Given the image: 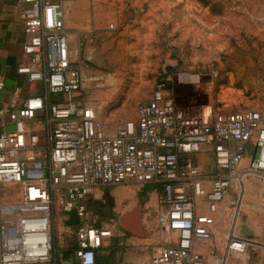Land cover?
Returning <instances> with one entry per match:
<instances>
[{"label":"built area","instance_id":"obj_1","mask_svg":"<svg viewBox=\"0 0 264 264\" xmlns=\"http://www.w3.org/2000/svg\"><path fill=\"white\" fill-rule=\"evenodd\" d=\"M26 35V61L17 72L39 91L21 99L20 88L0 106V193L18 185L21 202H0V264H95L107 228L88 217L86 197L100 186L136 183L157 192L164 236L151 264H248L264 250L241 221L248 183L264 194V111L207 112L178 100L171 79L160 80L136 106V118L109 128L98 103L83 95L89 70L51 0H18ZM5 83L0 78V91ZM7 115V119L5 116ZM8 125L10 128H8ZM208 155L215 170H205ZM203 199L208 213L199 212ZM233 206L220 255L200 244L213 239L221 205ZM75 209L73 260L56 248V224ZM246 227L253 234L243 232Z\"/></svg>","mask_w":264,"mask_h":264},{"label":"rangeland","instance_id":"obj_2","mask_svg":"<svg viewBox=\"0 0 264 264\" xmlns=\"http://www.w3.org/2000/svg\"><path fill=\"white\" fill-rule=\"evenodd\" d=\"M59 4L88 65L83 95L98 103L101 125L114 128L135 119L137 104L168 78L180 102L201 104L207 112L264 111V0ZM139 187L140 199L151 193V187ZM260 194L258 189L249 196L250 216L264 223ZM0 202L20 203L19 186L3 185ZM227 208L231 218L233 206ZM111 212L109 217L116 222L121 213ZM97 219L106 220L96 216L93 220L98 222L92 221L96 226ZM155 222L160 228L157 212Z\"/></svg>","mask_w":264,"mask_h":264},{"label":"crops","instance_id":"obj_3","mask_svg":"<svg viewBox=\"0 0 264 264\" xmlns=\"http://www.w3.org/2000/svg\"><path fill=\"white\" fill-rule=\"evenodd\" d=\"M51 1L54 3H59L60 1L62 3L71 2V0ZM19 11L20 4L18 0H0V78L5 83L4 88L0 91V106L8 104L16 87L20 88L21 99L39 91L38 84H30L25 76L19 74L16 70L19 64L26 61V56L23 51L26 35L23 22L19 18ZM66 28L72 44L78 47L71 38V29L67 24ZM5 119H7V115ZM8 128H10L9 125ZM199 158L200 162L205 164V170H215V166L211 165L212 159L210 156L202 155ZM139 186L141 185L136 183L100 186L86 197L88 217L91 222L95 221L93 219H96V216H103L106 220L101 221L97 219L99 220V227L107 228L111 231V235L104 238L102 247L97 250L96 260H100L102 264H151L150 258L162 242L164 236L163 230L161 227L157 228L155 222V214L159 212L157 192L151 188V193L145 198L142 196L140 199L138 195ZM143 188L147 189L149 186H144ZM258 189L259 191L261 190V183L256 180H250L246 197V203L248 205L251 202L249 196ZM261 197H264V194ZM139 204L142 205V221L146 229L151 232L147 237L129 234L121 229L117 222L118 218L132 211ZM199 205V212L208 213L207 204L203 199H199ZM106 209H111L116 214L121 213V216L116 217L115 222L113 219L114 216L109 217ZM227 209L224 202L219 212L215 215L217 224L213 239L205 244H200V250L206 255L221 254L222 246L220 235L225 232L230 219V216L227 217ZM252 209L253 206L251 205L244 208L241 221L248 224L257 237L264 241V223L250 216ZM95 222L97 223L98 221ZM116 223L117 228L115 227ZM74 231L75 225H68L64 220H59L56 224L55 244L59 254L64 259L63 262L73 260L72 248L76 245ZM260 251L261 253L255 255L256 252ZM256 252L250 254L248 264H264V250ZM66 253L70 254L65 256ZM229 264H241V262L232 259Z\"/></svg>","mask_w":264,"mask_h":264},{"label":"water","instance_id":"obj_4","mask_svg":"<svg viewBox=\"0 0 264 264\" xmlns=\"http://www.w3.org/2000/svg\"><path fill=\"white\" fill-rule=\"evenodd\" d=\"M67 215L68 218L64 220L66 224L76 225L80 222V217L75 209L69 211ZM117 222L120 228L129 234L139 237H147L151 234V232L146 229L145 224L142 221V205L140 204L135 207L132 211L127 212L120 218H118ZM243 232L247 236H251L253 234L246 227L243 228Z\"/></svg>","mask_w":264,"mask_h":264},{"label":"trees","instance_id":"obj_5","mask_svg":"<svg viewBox=\"0 0 264 264\" xmlns=\"http://www.w3.org/2000/svg\"><path fill=\"white\" fill-rule=\"evenodd\" d=\"M70 253H66L65 256H68ZM96 264H102V262L100 260L99 261L96 260Z\"/></svg>","mask_w":264,"mask_h":264},{"label":"flooded vegetation","instance_id":"obj_6","mask_svg":"<svg viewBox=\"0 0 264 264\" xmlns=\"http://www.w3.org/2000/svg\"><path fill=\"white\" fill-rule=\"evenodd\" d=\"M111 211H112L111 209H110V210H109V209H106V213H108V214H109V213H112ZM103 212H104V211H103Z\"/></svg>","mask_w":264,"mask_h":264}]
</instances>
